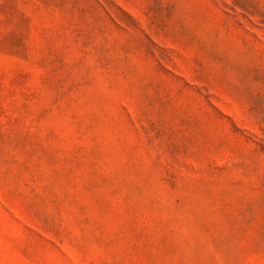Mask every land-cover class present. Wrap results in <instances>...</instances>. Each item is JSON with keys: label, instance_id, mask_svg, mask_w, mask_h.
Here are the masks:
<instances>
[{"label": "rangeland", "instance_id": "obj_1", "mask_svg": "<svg viewBox=\"0 0 264 264\" xmlns=\"http://www.w3.org/2000/svg\"><path fill=\"white\" fill-rule=\"evenodd\" d=\"M0 264H264V0H0Z\"/></svg>", "mask_w": 264, "mask_h": 264}]
</instances>
